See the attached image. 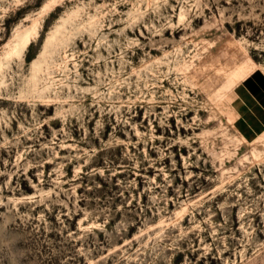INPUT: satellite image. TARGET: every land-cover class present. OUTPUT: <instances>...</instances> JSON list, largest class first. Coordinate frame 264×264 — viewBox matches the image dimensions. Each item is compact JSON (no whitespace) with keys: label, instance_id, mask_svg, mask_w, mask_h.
<instances>
[{"label":"rangeland","instance_id":"rangeland-1","mask_svg":"<svg viewBox=\"0 0 264 264\" xmlns=\"http://www.w3.org/2000/svg\"><path fill=\"white\" fill-rule=\"evenodd\" d=\"M0 264H264V0H0Z\"/></svg>","mask_w":264,"mask_h":264},{"label":"bare ground","instance_id":"bare-ground-1","mask_svg":"<svg viewBox=\"0 0 264 264\" xmlns=\"http://www.w3.org/2000/svg\"><path fill=\"white\" fill-rule=\"evenodd\" d=\"M39 25L38 23L33 24L30 28L26 29L22 33H18L10 55L16 54L21 55L30 45L33 37L38 33ZM38 64L37 62L34 65Z\"/></svg>","mask_w":264,"mask_h":264},{"label":"snow or ice","instance_id":"snow-or-ice-1","mask_svg":"<svg viewBox=\"0 0 264 264\" xmlns=\"http://www.w3.org/2000/svg\"><path fill=\"white\" fill-rule=\"evenodd\" d=\"M54 2V0H50V3ZM38 6V5H37Z\"/></svg>","mask_w":264,"mask_h":264}]
</instances>
